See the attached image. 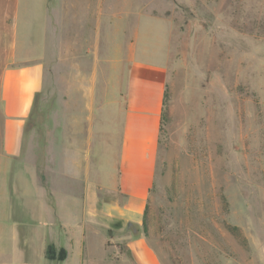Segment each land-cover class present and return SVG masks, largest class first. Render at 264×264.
Listing matches in <instances>:
<instances>
[{
  "label": "rangeland",
  "instance_id": "rangeland-1",
  "mask_svg": "<svg viewBox=\"0 0 264 264\" xmlns=\"http://www.w3.org/2000/svg\"><path fill=\"white\" fill-rule=\"evenodd\" d=\"M21 1L0 0V76L7 66L46 63L24 150L42 156L57 101L65 120L89 114L87 90L94 106L102 99L114 109L134 45L167 69V116L140 230L162 264H264V0H28L36 18L28 38L24 26L15 31ZM60 11L69 14L65 31H97L102 45H36L44 26L58 30ZM1 124L0 113V158ZM5 183L0 174V191ZM5 208L0 201V247L11 249L13 213Z\"/></svg>",
  "mask_w": 264,
  "mask_h": 264
},
{
  "label": "crops",
  "instance_id": "crops-1",
  "mask_svg": "<svg viewBox=\"0 0 264 264\" xmlns=\"http://www.w3.org/2000/svg\"><path fill=\"white\" fill-rule=\"evenodd\" d=\"M18 6L25 13L17 10L15 31L24 26L28 38L35 9L28 0ZM44 14V20L51 16ZM68 15L60 11L58 30L49 33L44 26L46 38L36 45H102L97 31H65L61 21ZM15 31L11 45L19 44ZM107 40L114 45L109 34ZM125 52L126 86L117 92L115 108L108 110L102 99L94 106L93 91L87 90L89 114L65 120L63 102L57 101V112L45 124L41 157L24 150L23 130L42 90L46 63L31 61L1 72L0 174L6 188L0 201L13 213V248L0 247V264H162L140 228L159 162L167 69L140 58L134 45ZM48 244L63 248L64 259L48 260Z\"/></svg>",
  "mask_w": 264,
  "mask_h": 264
},
{
  "label": "trees",
  "instance_id": "trees-1",
  "mask_svg": "<svg viewBox=\"0 0 264 264\" xmlns=\"http://www.w3.org/2000/svg\"><path fill=\"white\" fill-rule=\"evenodd\" d=\"M166 98H167V93L165 90L164 99H163V108H162V112H161V116L163 118H166V116H167ZM145 213H146V210H145ZM144 218H145V215H144ZM45 254H46V258L48 260H63L65 255H66V252L63 248L57 249V248H55L54 245L48 244L46 247V253Z\"/></svg>",
  "mask_w": 264,
  "mask_h": 264
}]
</instances>
